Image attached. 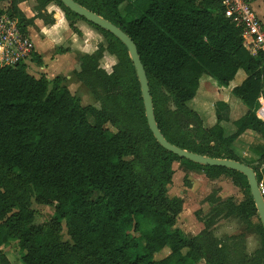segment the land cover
Returning <instances> with one entry per match:
<instances>
[{"label":"trees","instance_id":"trees-1","mask_svg":"<svg viewBox=\"0 0 264 264\" xmlns=\"http://www.w3.org/2000/svg\"><path fill=\"white\" fill-rule=\"evenodd\" d=\"M25 1L0 0V5L8 4L0 6V17L15 19L25 36L36 19L53 24L45 11L50 3L64 12L76 34L73 21L87 23L58 0H34L36 15L26 19L18 9ZM73 1L132 40L147 76L157 127L168 143L242 163L231 149L239 137L251 131L264 140V120L256 116L259 101L264 104V55L253 57L244 49L241 29L225 17L219 0H133L124 15L120 6L127 0ZM87 24L104 44L81 56L74 77L99 108L82 106L59 77L36 78L25 63L0 67V248L15 242L22 264H264L261 225L256 229L261 247L252 257L244 234L217 239L213 233L220 219L257 214L246 178L163 150L147 126L126 48ZM104 55L116 60L109 74L100 67ZM31 62L42 64L35 53ZM239 72L245 79L230 93L245 114L231 121L230 106L216 101L214 124L206 127L188 107L201 79L212 80L223 91ZM259 115L264 116V108ZM223 124L234 131L228 133ZM255 154L259 166L253 171L264 189V148ZM173 162L203 171L210 181L230 177L246 194L245 201L206 199L210 214L203 220L196 216L203 229L187 237L175 228L181 201L168 197ZM31 200L53 209L47 223L33 224ZM62 224L70 243L60 239ZM165 249L167 256L156 260ZM0 264H10L1 249Z\"/></svg>","mask_w":264,"mask_h":264},{"label":"rangeland","instance_id":"rangeland-1","mask_svg":"<svg viewBox=\"0 0 264 264\" xmlns=\"http://www.w3.org/2000/svg\"><path fill=\"white\" fill-rule=\"evenodd\" d=\"M132 1L133 0H127L120 6V11L123 15L126 13V11H124L125 5L128 2L131 3ZM252 3L251 8L255 11L256 15L262 21V23H264V0H254L252 1ZM129 16L133 17L134 15ZM100 39L102 40V38ZM115 63L116 60L114 57L105 55V58L100 61V67L109 74ZM34 64L35 63L31 61L26 63L28 67V73L34 75L36 78L44 75L51 80L56 77H51L49 75L50 72L47 73L49 76L36 72L35 70H33V67H31ZM244 76L245 75L243 74V72H239L236 75L234 81L230 83L229 87L227 89H224L223 91H220V89L217 88L212 80L208 78H202L201 85L203 86V88L198 96L188 104V107L194 111L198 110L200 113H203L204 116L208 115V119L206 118L207 121L203 122L206 127H209L214 122V103L216 101H225L230 105L231 120L240 118V116L246 112V108L238 100L231 96L230 91L232 90V88H234V86H237L239 84L241 78ZM73 79L75 78L73 77ZM77 98L80 100L81 105L84 107L93 106L95 108H99V104L97 102H93L91 96L87 93H85V95L79 94ZM168 106L170 105L168 104ZM88 120L91 124H93L91 117H88ZM223 127L228 133H232L234 130L231 124H223ZM107 128L111 133H116V130L113 127L108 126ZM260 147L264 148V140L258 134L252 133L247 134L241 140L238 139L232 145L231 149L236 157L242 162V164L253 169L259 166L258 157L255 153L256 150ZM193 172V174L185 178L180 174L176 175L175 180L173 181V183H171L168 191L170 192L168 195L169 197L179 196L184 200L183 211H181L182 215L178 218L176 226L188 236H195L201 231V225L200 222L196 219V216H200V219L203 220L206 213L207 215L210 214L212 207L210 208V206H207L205 204L206 199L212 198L214 200L218 198L217 191L215 189L219 188V184L208 180L205 177L203 171L195 169L193 170ZM219 183L221 184V196L231 197L236 204L245 201L247 197L246 194L233 185L232 179L230 177L221 176ZM30 210L34 215V225H42L47 223L53 215L52 208L40 206L33 200H31ZM259 225L261 224L258 215L256 214L249 219L234 218L232 220L222 222L217 221L214 226L213 233L217 239H222L225 236L238 235L240 233L244 234L246 240V253L250 255V257H252L254 253L261 247V240L256 230ZM60 239L62 242L70 243L69 237L66 234L63 224ZM0 249L2 250L5 257L9 260V263L21 264L20 257L23 253L19 251L15 242L10 243L8 246L1 247ZM167 254L168 250L165 249L163 252L156 256V260L164 258L165 256H167ZM200 264H203V262H201Z\"/></svg>","mask_w":264,"mask_h":264},{"label":"crops","instance_id":"crops-1","mask_svg":"<svg viewBox=\"0 0 264 264\" xmlns=\"http://www.w3.org/2000/svg\"><path fill=\"white\" fill-rule=\"evenodd\" d=\"M252 1L254 0H251V3ZM0 6L1 8L6 9L8 7V4L2 3ZM35 7H36V3L34 0H26L25 2H22L18 5V9L21 11V13L24 15L26 19H32L35 17L36 15ZM45 11L48 15L51 16V19L53 20V24L43 22V20L41 19H36L34 20L32 26H29L26 28L27 38L32 45L34 53L40 57L41 63H42L41 65L34 64L31 67H33V70H35L36 72H39L40 74L48 75L47 73L50 72L49 75L51 77L52 76L59 77L62 81V85L65 86L70 91V93L74 95L76 98L79 94L85 95V93H87L90 95V93L81 83L77 82L76 79H73L74 72L79 71L81 56H83L84 54H93L97 50V46L100 43L104 44L103 39L102 40L100 39L102 38V36L95 29L90 27L87 23L81 20H77V19L73 21L74 28L76 29V31H78V34H76L70 28V23L66 20L64 12L54 3H50L46 7ZM59 50H63L66 52L64 54H58ZM104 58H105V55L103 59ZM244 79H245V76L241 78L239 84H241V82ZM202 88L203 86L200 83L199 91L196 97L201 92ZM92 100L93 102H95L93 98ZM262 108H264V104L260 102L258 108L256 109V116H259L262 120H264V116L259 115V111ZM195 111L198 113V115L200 116L203 122L207 121L208 115L205 114L206 116H204L203 113H200L198 110H195ZM252 133L253 132L251 131H246L242 136L239 137V140H241L247 134H252ZM172 170H173L172 183L175 180L176 175L180 174L185 178L194 173L193 170L192 171L187 170L184 166L176 162L172 163ZM213 182L219 184L218 185L219 188L215 190L217 191V197L221 201H225L231 198V197L221 196L222 191H220V186H221V184L219 183L220 178L213 180ZM169 193L170 192H168V195ZM169 198L179 199L181 201L182 211H183L184 200L182 198H180L179 196H172ZM205 204L207 206H210L206 202ZM181 215H182V212L178 215L176 219V224H177L178 218ZM204 216H203L204 219L208 217L207 213ZM232 219L234 218L230 217L226 219H220L218 222L232 220ZM200 225H201V230H202L203 224L201 222H200ZM175 228L179 229L176 225H175ZM185 235L189 238L194 237L193 235L191 236H188L187 234Z\"/></svg>","mask_w":264,"mask_h":264},{"label":"water","instance_id":"water-1","mask_svg":"<svg viewBox=\"0 0 264 264\" xmlns=\"http://www.w3.org/2000/svg\"><path fill=\"white\" fill-rule=\"evenodd\" d=\"M58 1L70 12L74 13L80 18H83L87 23H90L98 27L99 29L111 34L114 38H116L120 43L124 45L129 55V59L135 70L136 77L138 79L147 126L158 145L163 150L176 156L177 158L186 160L195 165L211 168H223L244 176L247 180L250 196L254 203V207L256 209L260 224L264 230V199L256 179V174L254 173L253 169L240 162L226 159H213L201 156L195 153L188 152L186 150H182L168 143L157 127L154 118L153 104L150 96L147 76L141 64L136 46L134 45L132 40L119 28L106 21L105 19L101 18L100 16L81 7L73 0Z\"/></svg>","mask_w":264,"mask_h":264},{"label":"built area","instance_id":"built-area-1","mask_svg":"<svg viewBox=\"0 0 264 264\" xmlns=\"http://www.w3.org/2000/svg\"><path fill=\"white\" fill-rule=\"evenodd\" d=\"M224 15L244 37L243 47L253 57L264 55V23L251 8V0H219ZM34 53L27 36L18 28L17 21L6 15L0 17V67H14L31 61ZM260 118V117H259ZM261 119V118H260ZM259 188L264 194L263 186Z\"/></svg>","mask_w":264,"mask_h":264}]
</instances>
